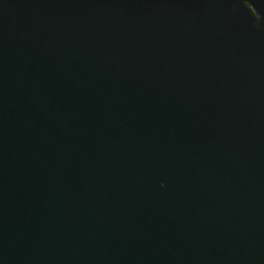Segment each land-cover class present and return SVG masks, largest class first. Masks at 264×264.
I'll return each instance as SVG.
<instances>
[{"label": "water", "instance_id": "95a60500", "mask_svg": "<svg viewBox=\"0 0 264 264\" xmlns=\"http://www.w3.org/2000/svg\"><path fill=\"white\" fill-rule=\"evenodd\" d=\"M0 264H264V0H0Z\"/></svg>", "mask_w": 264, "mask_h": 264}]
</instances>
